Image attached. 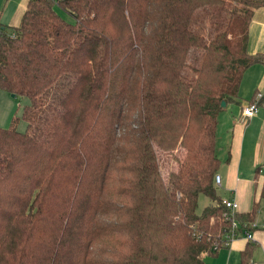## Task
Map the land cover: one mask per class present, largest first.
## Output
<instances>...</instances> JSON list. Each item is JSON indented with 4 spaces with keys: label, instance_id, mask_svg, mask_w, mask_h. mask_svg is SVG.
I'll use <instances>...</instances> for the list:
<instances>
[{
    "label": "trees",
    "instance_id": "obj_1",
    "mask_svg": "<svg viewBox=\"0 0 264 264\" xmlns=\"http://www.w3.org/2000/svg\"><path fill=\"white\" fill-rule=\"evenodd\" d=\"M259 8L264 0H28L17 27L0 24V91L29 100L23 133L17 119L0 128V264L215 256L231 221L213 181L217 119L244 73L264 65L247 46ZM166 161L176 168L165 173ZM200 195L211 204L198 213ZM258 204L234 220L250 225Z\"/></svg>",
    "mask_w": 264,
    "mask_h": 264
},
{
    "label": "crops",
    "instance_id": "obj_2",
    "mask_svg": "<svg viewBox=\"0 0 264 264\" xmlns=\"http://www.w3.org/2000/svg\"><path fill=\"white\" fill-rule=\"evenodd\" d=\"M28 0H0V24L17 27L26 10ZM248 32V53L264 55V8L254 11ZM239 88L237 103L227 104L218 116L216 129V156L225 159V167L217 172L221 182L220 190L225 196L222 200H235L237 214H245L258 203V212L254 224L258 230L253 231V242L235 238L227 247H220L215 256L203 254L206 264H240L241 252L247 244L252 245V256L248 264H264V230L260 229L264 218L261 198V179L256 171L264 165V108L245 123H241L242 108L253 103L256 95L264 94V65H255L247 70ZM221 156H219L218 151Z\"/></svg>",
    "mask_w": 264,
    "mask_h": 264
},
{
    "label": "rangeland",
    "instance_id": "obj_3",
    "mask_svg": "<svg viewBox=\"0 0 264 264\" xmlns=\"http://www.w3.org/2000/svg\"><path fill=\"white\" fill-rule=\"evenodd\" d=\"M56 10L58 11L60 17H62L63 20H65L68 23H74L72 18L62 9H59L56 6ZM29 105V100L28 98L25 97H11L10 94H8L7 92H3L0 91V128L2 129H6L7 127H9V125L11 124L13 119H17L18 122L16 124L17 131L19 133H23L25 131V123L22 120V110L25 106ZM218 151V150H217ZM219 156H221L220 151H218ZM221 160V171L224 169V165H225V159H220ZM164 167V172H168L169 168H176L174 166V163L169 161V162H165L163 164ZM217 193L219 195H223L225 196L224 193H222V191L220 190V188L217 189ZM211 204L209 199L206 196L200 195L199 199H198V207H197V211L198 213L201 212V210L207 206ZM263 204V208H264V201H262ZM259 214V212L257 211V215ZM264 217V215H263ZM264 220V218L262 219V221ZM261 221V222H262ZM204 254V253H203ZM202 254V255H203ZM256 264V263H254Z\"/></svg>",
    "mask_w": 264,
    "mask_h": 264
},
{
    "label": "built area",
    "instance_id": "obj_4",
    "mask_svg": "<svg viewBox=\"0 0 264 264\" xmlns=\"http://www.w3.org/2000/svg\"><path fill=\"white\" fill-rule=\"evenodd\" d=\"M261 97L260 94H258L256 96V100L255 102H253L252 104L242 108V112H241V123H245L247 122V120L251 119L252 117H254L257 114L258 111V105H256V101ZM259 174L261 175V179H263V183H264V165L260 168L259 170ZM214 183L216 187H220V178L218 175L214 176ZM223 206L225 207V209L227 210V212L229 213L226 218L227 219H231L230 221V227L228 229H226V231L224 230L225 234L224 237L226 239L225 243H223V246L227 247L229 245V243H231V241H233L235 238H243L249 242H253V231L258 230V226L257 224L251 223L250 225H241L238 224L236 220H234V213L237 211V204L235 202V200H223L222 201ZM262 224L260 225V229L264 230V220L261 222ZM251 229V230H250ZM252 264V263H250Z\"/></svg>",
    "mask_w": 264,
    "mask_h": 264
},
{
    "label": "water",
    "instance_id": "obj_5",
    "mask_svg": "<svg viewBox=\"0 0 264 264\" xmlns=\"http://www.w3.org/2000/svg\"><path fill=\"white\" fill-rule=\"evenodd\" d=\"M11 97H14L13 95H11ZM220 106H222V108H225L226 106L223 104V103H221V105Z\"/></svg>",
    "mask_w": 264,
    "mask_h": 264
}]
</instances>
